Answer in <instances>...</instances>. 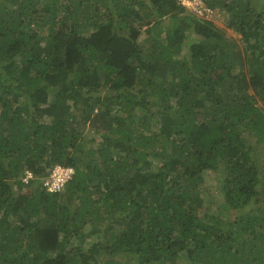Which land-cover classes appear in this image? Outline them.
<instances>
[{
    "label": "trees",
    "instance_id": "trees-1",
    "mask_svg": "<svg viewBox=\"0 0 264 264\" xmlns=\"http://www.w3.org/2000/svg\"><path fill=\"white\" fill-rule=\"evenodd\" d=\"M202 1L240 37L178 0H0V264H264V0Z\"/></svg>",
    "mask_w": 264,
    "mask_h": 264
},
{
    "label": "built area",
    "instance_id": "built-area-1",
    "mask_svg": "<svg viewBox=\"0 0 264 264\" xmlns=\"http://www.w3.org/2000/svg\"><path fill=\"white\" fill-rule=\"evenodd\" d=\"M185 9L197 17H204L210 19L213 15L214 9L205 5L202 0H178ZM211 20V19H210ZM74 169L71 166H63L55 164L50 170L49 174L42 179V186L48 192H55L61 190L65 183L70 180ZM33 177L32 172L25 170L21 177L23 181L27 182Z\"/></svg>",
    "mask_w": 264,
    "mask_h": 264
},
{
    "label": "rangeland",
    "instance_id": "rangeland-1",
    "mask_svg": "<svg viewBox=\"0 0 264 264\" xmlns=\"http://www.w3.org/2000/svg\"><path fill=\"white\" fill-rule=\"evenodd\" d=\"M185 15L191 16L192 14L190 15V12H186ZM194 17H197V16H194ZM210 19L218 28H221L222 30H224L226 36H231L236 39L240 37L239 34L235 33L234 31L226 27L224 18L220 15L219 12L216 11V9H214L213 15L211 16ZM205 176H206L205 181L202 185V189L204 192V207L206 211L215 212L219 209V205L221 202V199L217 192L218 188L216 186V181L214 179L215 175L212 173H208V174L206 173Z\"/></svg>",
    "mask_w": 264,
    "mask_h": 264
}]
</instances>
